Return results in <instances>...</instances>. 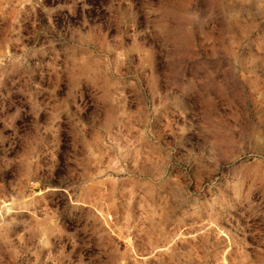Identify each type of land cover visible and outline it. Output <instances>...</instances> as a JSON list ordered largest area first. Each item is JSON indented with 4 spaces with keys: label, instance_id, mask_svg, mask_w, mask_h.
Instances as JSON below:
<instances>
[{
    "label": "rangeland",
    "instance_id": "374dc122",
    "mask_svg": "<svg viewBox=\"0 0 264 264\" xmlns=\"http://www.w3.org/2000/svg\"><path fill=\"white\" fill-rule=\"evenodd\" d=\"M0 264H264V0H0Z\"/></svg>",
    "mask_w": 264,
    "mask_h": 264
}]
</instances>
